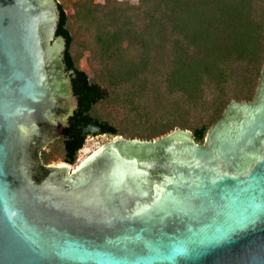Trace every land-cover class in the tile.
<instances>
[{"label":"water","instance_id":"1","mask_svg":"<svg viewBox=\"0 0 264 264\" xmlns=\"http://www.w3.org/2000/svg\"><path fill=\"white\" fill-rule=\"evenodd\" d=\"M55 0H0V264H264V64L203 142L114 138L41 155L77 106Z\"/></svg>","mask_w":264,"mask_h":264},{"label":"trees","instance_id":"2","mask_svg":"<svg viewBox=\"0 0 264 264\" xmlns=\"http://www.w3.org/2000/svg\"><path fill=\"white\" fill-rule=\"evenodd\" d=\"M56 2L55 36L64 41L77 106L49 147L66 164L76 162L88 137L152 141L181 130L203 142L231 102L256 94L264 0ZM82 50L89 72L78 65ZM98 107L110 114H97ZM41 157L45 164L53 159L45 151Z\"/></svg>","mask_w":264,"mask_h":264},{"label":"rangeland","instance_id":"3","mask_svg":"<svg viewBox=\"0 0 264 264\" xmlns=\"http://www.w3.org/2000/svg\"><path fill=\"white\" fill-rule=\"evenodd\" d=\"M57 1L61 2L62 0H57ZM93 1L95 3H103L104 2V0H93ZM130 1H134V0H130ZM69 4L70 3L67 2V5H69ZM83 39H85V41H87V43H89L91 41V38L88 36V34H86L85 38L82 37V40ZM85 44H86V42H85ZM76 50L79 52L80 46L77 47ZM88 56H89L88 52H86L85 50H82L81 57L79 58V61H78L79 67L81 69L86 70L87 72L90 71V67H89L90 65L88 63L89 62ZM95 112L97 114H100V115L106 114V113L110 114V109L104 110V109H100V107H98L97 109H95ZM210 128H209V130H210ZM175 131H178V130H174L173 132H175ZM114 138H119V137H114ZM114 138L107 136V135L86 138L84 146L80 151H78L77 157H76V162L73 165L66 164L65 162L62 161L61 152L57 148H55V150H53L52 148L48 147L47 149H44L43 151H45L47 154H49L53 157V159L51 161H49L47 164L65 163L66 165H69L71 169H73L74 167L77 166V164L79 162L81 163L82 161H84L87 157H89L92 153H94L97 149H99V147L106 145L107 143H110Z\"/></svg>","mask_w":264,"mask_h":264},{"label":"flooded vegetation","instance_id":"4","mask_svg":"<svg viewBox=\"0 0 264 264\" xmlns=\"http://www.w3.org/2000/svg\"><path fill=\"white\" fill-rule=\"evenodd\" d=\"M57 8H58V7H57ZM56 14H57V16H59V12H57ZM65 68H66V67H65ZM66 78L68 79V81H69V83H70V85H71L70 78L67 77V76H66ZM71 89H72V86H71Z\"/></svg>","mask_w":264,"mask_h":264},{"label":"bare ground","instance_id":"5","mask_svg":"<svg viewBox=\"0 0 264 264\" xmlns=\"http://www.w3.org/2000/svg\"><path fill=\"white\" fill-rule=\"evenodd\" d=\"M100 148H101V147H99V149H100ZM99 149H97V150H99ZM97 150H96V151H97ZM96 151H95V152H96ZM95 152H94V153H95ZM92 154H93V153H92ZM92 154H91V155H92ZM91 155H90V156H91ZM90 156H89V157H90ZM87 158H88V157H87ZM87 158H86V159H87ZM86 159H85V160H86ZM85 160H84V161H85ZM84 161H82V162H84ZM82 162H81V163H82ZM81 163H80V164H81ZM80 164H79V165H80ZM79 165H78V166H79ZM78 166H77V167H78ZM75 168H76V167H75ZM75 168H73V170H74Z\"/></svg>","mask_w":264,"mask_h":264}]
</instances>
